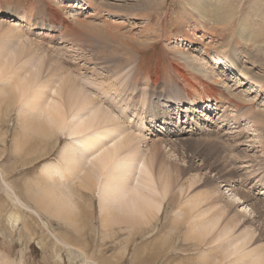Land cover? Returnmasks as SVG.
I'll use <instances>...</instances> for the list:
<instances>
[{
  "label": "rangeland",
  "instance_id": "obj_1",
  "mask_svg": "<svg viewBox=\"0 0 264 264\" xmlns=\"http://www.w3.org/2000/svg\"><path fill=\"white\" fill-rule=\"evenodd\" d=\"M39 1L0 0V21L3 22L1 26L8 25L4 26L5 28L0 26V68L5 65L8 54L14 53L7 73L15 72L18 78L27 70L31 73L40 70L37 72L39 78L51 83L56 81L59 72L67 70L66 77L75 78L83 87L86 82L89 84L88 81L101 85L105 81L103 78L119 75L115 78H119L123 83L113 82L103 88L110 96L123 102L125 110L119 115L120 121L110 125L108 130L93 132L95 134L89 141L100 143L96 147L98 149L102 144L114 139V136H107L109 128L122 129L124 125L132 128L134 124L140 127L139 120L142 118L146 120L145 129L142 132L136 128L131 129L134 134L147 139L144 140V145L140 144V148L144 150L147 144V150L150 151L156 144L158 146L156 140L159 138L153 137L149 129L154 132L165 131L162 128L156 129V124L153 126L149 123L154 116L148 114L147 107L153 112H160L161 115L156 116L155 123L166 126L168 121L176 125L177 131L181 128L182 139L175 147L169 142H164V146L159 147V152L157 146L155 147L154 153L158 157L155 170L168 173L167 181L170 183L163 202L165 209H162L158 217L151 218L140 227L137 224L139 230L129 228L130 224L119 225L116 227L120 229L119 235L105 239L96 192L94 198L84 200L88 204L81 202L87 204L93 217L89 213L85 216L86 227L83 229V237L79 240L75 232L67 226L63 227L62 222L51 219L52 224L47 227L44 224L47 222L45 218L42 219L30 211L16 209L10 200L7 185L26 196L27 187L36 192L42 166L45 163L60 161L58 154L64 143L59 145L54 138L51 141L55 146L49 148L41 143L37 135L32 137L35 140L26 142L23 136H19L21 125L14 107L10 111L1 105L0 110L4 112L0 113V168L5 171V176L0 173V264H5L6 261L8 264H229L234 261V256L225 259V246L229 243L243 242V253L256 247H264V217L257 218L259 213L264 216V43L259 46L253 43V46L246 37L261 36L256 41H264V0L223 1V4L227 5L226 8H232L227 19H231V22L224 20L223 24H216L211 17L207 18V15H213L217 10L218 4L216 2L215 5L214 0L203 10L192 5L194 0H99L101 5L93 7L95 11H91L92 8L78 10L70 7L66 0H45L58 6V9L69 5L65 12L60 10L65 16L71 17L73 14L74 21H71L69 28L56 25V30H49L47 35L36 36L33 33L42 32L40 25H49L52 22L43 10L44 4L37 3ZM105 2L110 3V8H105ZM103 5L104 8L98 10V7ZM89 13L96 16L92 17ZM10 16H17L19 20L21 18V26H15L19 36L9 31V25H14L9 19ZM30 23L33 27L38 24L35 31L28 27ZM74 28L77 30H71ZM180 36H187V39L196 43L201 42V46L187 41L183 44ZM178 51L191 56H201L199 64L207 68L211 80L206 78L204 73L205 80L194 86V82L189 80L190 75L182 77L177 74L173 65L177 62L175 57L178 56ZM231 56L242 69L237 68L240 71L237 73L240 74L229 72L225 66L223 68L216 65L218 59L233 64L230 61ZM30 59L33 61L27 64ZM49 73L55 77L50 78ZM213 78L218 79L225 88H230L231 92H209L214 88ZM61 80L62 78L59 83ZM59 83H55L54 87H58ZM134 85L137 87L134 88ZM251 85L255 87L254 92L250 90ZM86 90L88 93L93 91L87 88ZM237 98L245 104L238 102ZM204 106L209 107L214 114L209 123L203 124L202 127L205 128H201L199 124L204 122ZM181 110L186 112L183 114ZM188 127L193 129L191 135L185 133ZM256 127L260 130H255ZM33 141L37 142L34 148ZM181 147L184 150H181ZM223 178L231 186H235L236 193L239 191L244 196L250 194L257 199L254 198L250 201L251 206L246 207L250 213H247L246 219L240 220L236 214V211L240 212L242 208L230 206L232 198L235 201L240 199L222 187ZM9 191L13 192L11 189ZM86 195L90 196L91 193ZM40 199L39 196L38 200ZM193 199L202 201L200 209L203 211L213 208V212L220 209L221 214L223 213L220 222L216 223L217 227L212 229L207 238L202 236L204 234L201 229H196L194 234L188 227V220L194 211L189 210L187 201ZM23 200L37 210L34 200ZM89 222L95 232L89 227ZM202 223H206V220ZM223 229L229 232L227 238L218 233L224 231ZM63 236L69 237L72 241L69 243L74 246L63 242L60 238Z\"/></svg>",
  "mask_w": 264,
  "mask_h": 264
},
{
  "label": "bare ground",
  "instance_id": "obj_2",
  "mask_svg": "<svg viewBox=\"0 0 264 264\" xmlns=\"http://www.w3.org/2000/svg\"><path fill=\"white\" fill-rule=\"evenodd\" d=\"M43 1L40 0L37 3L39 4L41 2L42 5L44 4L45 7L43 6L44 7L43 10L46 12L47 17L49 18V21H52V22H50L49 25H47V24L40 25V27H41L40 31H42V32H40V34H39V32L33 33L36 36H37V34H38V36L47 35L46 32H49V30H53V29L56 30V25L58 27L61 26V27L69 28L71 21H74L72 19L73 14L71 15V17H69V16H65V14L62 13L63 11L61 12L62 9L64 10V12L66 10H68L69 5H70V7L73 6L74 8H76L78 10H88L89 8H92L91 11L96 10V9H93V7H96L98 4L101 5V3L98 2L99 0H66L69 5H67L66 7H65V5L61 6L60 7L61 10H60L57 8L58 6L54 5L52 2H46L47 0L46 1L43 0ZM212 1L213 0H194L192 5L197 6L198 8H201L203 10V9H205L207 4H212ZM223 1L226 2V0H214V4L216 5V2L218 4L216 6L217 10H215L213 12V15H211V13H210V15H207V18L211 17L212 21H214L216 24H223L224 20L228 19L229 14L232 10V8H226L227 5L223 4ZM55 4H57V3L55 2ZM109 4L110 3L105 2V4H104V5H106L105 8L106 7L110 8ZM104 5L102 7H98V10H99V8H104ZM37 6H39V5H37ZM73 12H75V11H73ZM67 14H68V12H67ZM1 15H3V14H1ZM77 15H79V13ZM92 15H94V14H92ZM96 15H97V12H96ZM5 16H7V15L5 14ZM95 16H92V17H95ZM13 18H14L15 22H14ZM9 19L14 24V25H12V24L9 25V28H11L9 31L11 33L15 34V33H17L15 30V28H16L15 26H21V24H19L21 22V18L19 20V18L17 16H13V17L10 16ZM54 20H56V21H54ZM227 21L231 22V19H229ZM4 22H6V21H4ZM73 24H74V22H73ZM81 24H83V22ZM1 25H3V22L0 21V26ZM6 25L4 24V26H6ZM29 26L31 27V29L33 31H35L38 24L33 27V24L30 23V24H28V27ZM7 27H8V25H7ZM71 30H77V29L74 28ZM66 32H67V30H66ZM262 33H264V32H262ZM18 36H19V34H18ZM180 37H181L182 43L187 41L190 44L192 43V44L201 46V42L196 43L193 40L187 39L186 38L187 36H180ZM246 37L249 38V40L252 42V45L254 43L256 46H259L260 43H264V41H256V39H258L261 36H246ZM124 43H125V45H127L125 41H124ZM244 43L246 44L247 42H244ZM60 44H61V42H60ZM143 44L145 45V43H143ZM34 46H36V45H34ZM253 46H251V48ZM245 47H247V45ZM84 50H85V48H84ZM177 54H178V56L175 57L177 62L173 65L177 74H180V76H182V77H185L186 74L190 75L189 80L194 82V86L198 85L199 81L205 80L204 73H205L206 78L211 80V76L207 72L208 71L207 68L202 67L199 64V61L202 60L201 56L199 57V55H197V54H195V55L193 54L194 56H191V55H188L187 53H185L183 51H178ZM250 55H248V56H250ZM253 56H254V54H253ZM231 58H233V59H231ZM60 59L58 58V60H60ZM87 60H88V58H87ZM29 61H33V60L32 59L28 60L27 64L29 63ZM230 61L234 65L228 64L227 62H225L223 60H219V59L216 61V65L223 67V68L225 66L229 70V72H235V73H237V71L240 72L237 69L239 67V64H237V61L235 60V58L233 56L230 57ZM64 62L66 63L67 61L65 60ZM172 63H174V61H172ZM214 65H215V63H214ZM257 66H259V65H257ZM231 67H233L234 69H231ZM39 69H40V67H39ZM239 69H240V67H239ZM52 70H54V69H52ZM57 70H58V68H57ZM240 70H242V69H240ZM3 71H5V65L0 68V72H3ZM39 71L40 70H38L37 72H39ZM37 72L31 73L29 70H27L26 73H24L22 75V76H24V75L25 76L24 77L21 76L19 78H18V74H16L15 72L14 73H7V75L11 76L14 80L13 87H16L17 85L19 86L20 94L22 95V99L20 98V96H18L16 99H6L4 90L0 89V90H2L0 92V97H1L0 98V106L3 105L6 108V110H10V111H11L12 107H14V109L18 115L17 119L21 125V132H20L21 134L19 133L20 134L19 136H23L24 139L26 140V142H28L30 139H31V141L35 140V138L33 139L32 137L34 135L35 136L37 135L38 138L41 140V143H43L45 146H47L49 148H53L55 146L51 141L54 138L57 139L59 145L62 143H64V145L59 150L60 152L58 154V159L60 161L58 163L49 162V163H45L42 166L43 170L39 176L40 182H38V189L36 190V192H33L30 188L27 187L26 193L28 195L26 196L23 193L18 192L19 190L14 191L11 187H9L7 185V188L9 190L11 189L13 191L11 193L7 189V194L9 196L10 200L12 201V203L14 204V206L17 207L16 209L20 208V209L26 210L28 212L30 211L33 214H35L36 216L41 217L42 219L45 218L47 220V222L45 221L44 224L47 225V227L50 226V224H52L51 219H56L57 221L63 223V227L67 226V228H70L73 232H75L77 234V237L79 240H81V238L83 237V233H84L83 229H84V227H86L85 226L86 219H84L85 216L89 213L93 217L92 212H90L87 208L88 203L84 200L87 198H89V199L94 198L96 192H97L98 197H99L98 198L99 199L98 204H99L100 214L102 215L101 229L105 232V234H104L105 239L116 238L115 234L119 235V231H120V229H117L116 227L119 225H126L127 226L128 224H130V225H128L129 228L133 227V228L139 230V227L141 224H143L147 221H150L151 218L158 217L160 212L162 211V209L163 208L165 209L163 202L166 199L168 189L170 188V183H168V181H167V176L169 177L168 173H166L165 171H158L157 172L155 170V165H156L158 157L155 156L156 154L154 152H156L155 147L157 146V144L155 146H153V149L151 148L150 151H149V149L147 150L148 145L146 144L145 149L142 150L140 148L141 147L140 144L143 143L144 140H147V139H145L144 136L140 137L139 135H137L136 133L134 134V132H133L136 129H137V131L142 132L146 127V120L144 118L139 120L140 127L138 126V124L137 125L134 124L132 126V128H129L127 125H124V127H122V129L109 128V131L107 132V136L108 137L114 136V139L107 144H102V146L99 149L96 147H98L100 145V143L96 144L95 141H89V138L91 136H93V134H95L93 132L100 131L101 129L108 130V127L110 125L113 126L114 123H118V121H120L119 115L122 112H124V110H125L122 106L123 102L121 103L120 101H118L119 99L117 100L116 97L110 96L109 92L108 91L106 92V89L103 88L104 86L106 87L108 84H111L113 82L123 83L122 81H120L119 78H115L119 75H114V77H110V78L106 77V79L103 78L105 81H103L101 85H95L94 82L91 81V83H90V81H88L89 84H87V82H86V84H84L83 87H81L80 86L81 84H79V82L76 81L75 78L66 77L67 70H66V72H59L60 74L56 75V78H57L56 81L51 82V83H47L45 81H42L39 78V74ZM173 74H175V73H173ZM237 74H240V73H237ZM252 75H254V74H252ZM50 76H51V74H50ZM240 76H242V75H240ZM54 77H55V75H52L50 78H54ZM245 77L247 78V76H245ZM60 78H62L61 83H59ZM114 78L119 79V80H115ZM86 79L88 80L89 78H86ZM252 79L254 80V78H252ZM80 81H81V79H80ZM37 82H39L41 84L38 85V84H36ZM43 82H45L46 84L45 83L42 84ZM57 82L59 83L58 87H54V84ZM96 84H98V83L96 82ZM213 84H214V88L210 89L209 92L220 93V92L225 91V90L227 92H231L230 88L229 89L227 87L225 88L224 87L225 85L222 86V84L220 83V81L218 79L213 78ZM110 87H111V85H110ZM133 87L135 88L137 86L134 85ZM86 88L89 89L90 91L92 89L96 94H94L93 91H91L93 93H91V92L88 93ZM251 89L254 92L255 87L253 85H251L250 90ZM244 92H247V91L244 90ZM247 93H249V91ZM2 94H3V96H2ZM229 95H230V93H229ZM130 99L132 100V98H130ZM130 99H128L129 102H130ZM237 99H238V102L245 104L244 102H241V100H239V98H237ZM129 102H128V104H129ZM155 107H157V106H155ZM204 110L205 111L203 112V116H202L204 119V122H201L199 124L201 126V128H205V127H202L203 124H205L207 122L209 123L211 120L210 119L211 116L214 114V111H211V109L207 106H204ZM256 111L258 112V110H256ZM3 112H4L3 110H0V113H3ZM115 112L117 115L115 114ZM147 112L150 116H154L153 119L149 120V123H151V125H153V126L156 124L157 125L155 127L156 129L162 128L165 131L164 133L161 131L154 132V131H151L149 129V131L151 132V135L153 137L159 138V140L158 139L156 140V143H159V145L157 146V151L159 150L160 146L161 147L164 146V144H163L164 142H169V144H171L172 147H175L180 142V139H182V138H180L181 128H179L180 130L177 131L176 125L174 123H169L168 121H166L168 123L166 126H163L162 123H155L156 116L161 115L160 112L159 111L153 112L148 107H147ZM181 112L184 114L186 111L181 110ZM210 112H211V114H210ZM205 114L210 115V116L207 117V115H205ZM127 115L129 118L128 113H127ZM137 119H138V117H137ZM131 120L132 119H130V121ZM227 120H226V122H227ZM131 122H133V121H131ZM122 124H124V123L122 122ZM247 124H245V125H247ZM192 127L186 128V130H185L186 135H189V134L191 135ZM252 127L255 128L254 125H252ZM58 129L64 130L65 135H57ZM73 129H77L81 133V135L76 136L75 139L79 141V146L83 150V152L80 153L75 158L70 157L68 154V149H69V145H70V140L72 138V130ZM131 129H134V130L132 131ZM257 129H259V128L256 127L255 130H257ZM130 130L133 133L129 132ZM194 133L196 134V131ZM171 135L173 136V138H169V136H171ZM141 136H142V133H141ZM63 139H64V142H63ZM93 140H96V139H93ZM174 142H177V143H174ZM205 142H209V141H205ZM36 143L37 142L34 143V141H33V143H32L33 148L35 146H37ZM144 143H143V145H144ZM38 148H40V147H38ZM28 150H29V148H28ZM181 150H184V148H182ZM145 151H146V153H144ZM97 152H101L102 155L98 156L96 160H93L89 164L88 161L91 160V156L96 155ZM85 153H91V155H85ZM15 155H16V152H15ZM19 155H20V153H19ZM144 156L146 157L145 159H144ZM17 158H18V156H17ZM9 165L10 164H8V166ZM10 167H12V166H10ZM0 173L2 174L3 177L5 176V171H2L1 168H0ZM215 177H217V176H215ZM253 179H255V178H253ZM221 183H223L222 184L223 188H225L229 192H232L231 193L232 195L235 194V196H239L240 201L239 200L235 201L233 198H232V200H234V201H232V200L231 201L228 200V201H230V206L233 205V206L237 207L238 209L242 208V211H240V212L236 211L237 212L236 214L240 218V220L246 219V217H248V214H250L246 210V207L251 206L252 203H250V201H252L255 197H253L250 194H248L247 196H244L243 194H240L239 191H238L239 194L236 193L237 190L235 189V186L234 187L231 186L228 182H226L224 180V178H223ZM255 188H257V187H255ZM86 193H91V195L87 196ZM246 193H248V192H246ZM39 196L41 197L40 200H38ZM23 199L34 200L35 205L37 206L36 207L37 210L28 206L26 201ZM81 202L87 203V204L84 205ZM187 202L190 206L189 207L187 204V206L189 207V210L194 211V213H192L193 216H191L190 220H188V224L190 222V225H188V227L191 228L190 232L196 234V229H199V230L201 229L203 231L201 233L204 234L202 236H205V238H207L209 236V233H211L212 229L214 227L215 228L217 227L216 223L218 224L220 222L221 216L223 213L221 214V212L219 211L220 209L218 211L213 212V210H214L213 208L206 209L203 211L202 209H200L201 208L200 203H202V201L199 199H193V200H191V201L189 200ZM204 202H205V200H204ZM211 206H212V204H211ZM178 208H180V207H178ZM257 210H261V208H257ZM187 213H189V211H187ZM263 217L264 216H262L260 213L257 216L258 219H260V218L263 219ZM8 218H11V217L8 216ZM203 220H206V223H202ZM227 222H229V221L227 220ZM257 222H259V221H257ZM225 223L226 222H224V224ZM137 224H139V227H136ZM193 224H195V225H193ZM209 224H212V226H209ZM89 227L92 229L93 232H95L94 231L95 229L90 222H89ZM225 228H226V226H225ZM215 230H217V229H215ZM223 230L224 231H221V232L217 231V232L222 233L221 237L227 238L228 237L227 235L229 232L225 229H223ZM150 231H152V229ZM60 238L64 240L63 242L66 241V243H68L70 246H74L71 244L72 241L69 237L63 236ZM69 242H71V243H69ZM249 242H251V239L249 240ZM224 243H226V242H224ZM225 247H226L225 251L227 250L226 251L227 254L225 255L226 256L225 259H230L231 257L234 256V261L229 262V264H264V249H263L264 247H261V248L258 247L259 249L256 247V248L252 249L251 251L244 252V253L242 252V249L244 247L243 242L241 244L229 243ZM223 250H224V248H223ZM152 256H153V254H152ZM7 262L8 261H6L5 264H8ZM220 262H221V260H220ZM207 264H210V263L208 262Z\"/></svg>",
  "mask_w": 264,
  "mask_h": 264
},
{
  "label": "snow or ice",
  "instance_id": "obj_3",
  "mask_svg": "<svg viewBox=\"0 0 264 264\" xmlns=\"http://www.w3.org/2000/svg\"><path fill=\"white\" fill-rule=\"evenodd\" d=\"M14 53H9L7 61L5 63V71L0 72V89H3L5 92L6 99H16L18 96L22 99V95L20 94V88L17 85L13 87L14 80L11 76L7 75V70L10 69V62L12 61ZM57 135H65L64 130H57ZM81 135V133L77 129L72 130V138L70 140V145L68 149V154L70 157H77L83 150L79 146V141L75 139L76 136ZM114 146V145H113ZM85 155H91V153H85ZM102 155L101 152H97L96 155L91 156V160L88 161L90 164L93 160H96L98 156Z\"/></svg>",
  "mask_w": 264,
  "mask_h": 264
}]
</instances>
